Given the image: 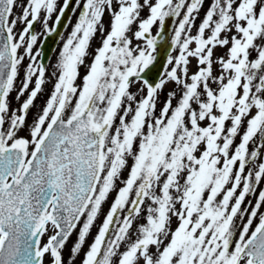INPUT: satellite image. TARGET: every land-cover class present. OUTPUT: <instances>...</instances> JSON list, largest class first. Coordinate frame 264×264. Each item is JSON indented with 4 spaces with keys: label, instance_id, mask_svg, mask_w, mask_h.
Here are the masks:
<instances>
[{
    "label": "snow or ice",
    "instance_id": "obj_1",
    "mask_svg": "<svg viewBox=\"0 0 264 264\" xmlns=\"http://www.w3.org/2000/svg\"><path fill=\"white\" fill-rule=\"evenodd\" d=\"M70 2L0 0V264H68L63 249L80 225L74 264L113 191L81 264H264V190L242 207L264 182V0H209L195 34L205 0H83L49 74L40 35ZM168 18H179L177 55L150 80ZM21 68L16 99L34 87L12 109ZM48 75L53 90L28 124ZM167 83L179 93L157 111Z\"/></svg>",
    "mask_w": 264,
    "mask_h": 264
},
{
    "label": "rangeland",
    "instance_id": "obj_2",
    "mask_svg": "<svg viewBox=\"0 0 264 264\" xmlns=\"http://www.w3.org/2000/svg\"><path fill=\"white\" fill-rule=\"evenodd\" d=\"M18 3L19 4H23V3H25V0H18ZM62 3H63V0H58V4H62ZM73 3H76V0H73ZM82 3H83V0H81V3L79 5H77V10L74 13V15L72 16V18H71V20H70V22L68 24V27L66 28V30L63 33L62 37L60 38V41H59L57 49L54 51V54H53L51 60L49 61L48 65H47V69H48V73L49 74L52 72L54 66L58 62L59 52L62 49L63 43L66 41L68 35L72 31L73 26L75 25V23L78 20V15H79L80 9L82 8ZM208 7H209V0H205V3L203 5V7L201 8V10H200V12L198 14V18L195 20V27H193V29H192V33L193 34L196 33V30H197L199 24L201 23L202 19L204 18L205 12L207 11ZM19 11H20V9L18 7L16 9V13H19ZM146 13H147V10H145V12L142 13V15H146ZM54 20H55V15H53V17H52V21H54ZM167 20H171L172 21V31H173L178 26L179 18H168ZM52 21L49 22V25H50V27H55V25L52 24ZM109 23H110V17L106 14L105 17H104V20H103V27H104V34L105 35L107 34V31L109 29ZM35 30L38 33H42V24L40 22L36 23ZM132 30L133 31L136 30V26L135 25L132 26ZM158 30H159L158 27L154 26L153 29H152L153 35H155ZM45 35H47V34H43L42 33L40 35V41H39V48L40 49H41V45H42V42L44 40ZM173 35H174V31H173ZM101 40H102V36H101L100 31L98 30L96 32L95 36L90 41V46L88 48V52H87L86 58L84 60V66H82L79 69V73H80V77L81 78L86 73L87 66L92 62L95 50L101 45ZM134 43H139V42L138 41H134ZM194 46L195 45H193L192 47H194ZM223 51L224 50L217 48L215 50L216 56L222 55ZM159 52H160V48L157 46V51L155 53L157 58H158ZM169 55L175 56V55H177V51L173 48L172 52ZM38 59L41 61V56ZM156 63H157V59L154 62V65ZM166 63H167V61H166ZM25 64H27V61H25ZM165 67H166V65H165ZM196 67H197L196 59H191V62L189 64V74L195 72L196 71ZM164 70H165V68H164ZM163 73H164V71H163ZM23 77H24V69L21 68L20 77H19V79L16 82V88L10 94V97H9L10 107L12 109H18L21 106V104L23 103V101L27 98V95L29 94V92L34 87V81H33V84L30 85L28 92H26L24 94V96L20 97V100H17L16 99L17 92L19 91V88L21 87V81L23 80ZM54 83H55V77H53L51 75L46 76V82L42 86L41 92L38 94L37 98L34 100V104H33V106H31V108H30V110L28 112V115H27L28 124H31L32 121L40 114L42 108L46 104V101H47L51 91L53 90ZM77 83H80V80H78ZM138 87H139V85H133L131 90L135 93L137 91ZM213 87H215V85H213ZM170 91H176L177 94H178L179 93V86L174 84V83H167L166 84V86L160 92L159 101H158V104H157V111H159V109L163 106V103L167 99L168 93ZM137 98L139 99V96ZM177 98H178V95H177ZM175 103H176V101L174 100L173 104H175ZM26 133H27V130L25 129V131L22 132L21 135H26ZM236 143H239V137H237ZM257 143H259V141H257ZM253 147H254V145H250V151L252 150ZM261 156H264V149H261ZM129 163H131V161H129ZM127 175H128V172H127V170H125L123 172V176L126 177ZM120 186H121V183L118 181L116 187L119 188ZM260 190H264V182H262L260 185L257 186V191L255 193L250 194L249 196L246 197L245 203H244V205H242V207H250L249 202L254 204L256 202L257 198H258V193H259ZM115 195H116V192L113 191L111 193V195L109 196V198L107 199V201L103 204L102 210H101L97 220L95 221L94 226L91 228L90 234L87 236L86 241H85L84 245L82 246L81 252L79 253L78 256H76L74 258V264H81V260H82V258L84 256V253L88 250L89 245L93 242L94 237L97 234L98 228L101 225L102 220L104 219L107 211L109 210L110 204L113 202V199H114ZM261 211H264V208H262ZM143 220H144V217L142 215L139 218V220L137 221L136 225L131 230L133 238L136 235L137 227L139 226L140 223H143ZM82 223H83V220L81 221V225H82ZM175 226H176V221L173 220L172 227L174 228ZM79 228H80V225H78L77 229L73 231L71 237L67 241V244H66L65 248L63 249V256H64L65 261L68 262V264H73V261H70L69 257H70L71 249H72L74 243L77 241ZM50 234L51 233H49V235ZM47 238H48L47 235L45 237H43L42 243L46 242ZM121 251H123V248L121 249ZM48 260H49V258L46 257L45 258V264H48Z\"/></svg>",
    "mask_w": 264,
    "mask_h": 264
},
{
    "label": "water",
    "instance_id": "obj_3",
    "mask_svg": "<svg viewBox=\"0 0 264 264\" xmlns=\"http://www.w3.org/2000/svg\"><path fill=\"white\" fill-rule=\"evenodd\" d=\"M71 2L69 4L68 9L65 11L63 17L61 18L59 25L58 26L55 25V31L51 35H47L42 42L41 61L44 62L46 67L51 59V56L55 48L54 37L60 35L64 31L69 21ZM35 27L36 24L34 25V29ZM172 36H173L172 21L168 20L167 22H165L164 31L162 32L161 36L157 38V46L160 48V53L158 55L157 63L151 67V71L148 73V77L150 80H156L157 77L163 75V71L167 61V56L173 50L171 44Z\"/></svg>",
    "mask_w": 264,
    "mask_h": 264
},
{
    "label": "flooded vegetation",
    "instance_id": "obj_4",
    "mask_svg": "<svg viewBox=\"0 0 264 264\" xmlns=\"http://www.w3.org/2000/svg\"><path fill=\"white\" fill-rule=\"evenodd\" d=\"M72 2H71V11H70V18H69V21H68V23H67V25H66V28L68 27V24H69V22H70V20H71V18H72V16L74 15V13L76 12V10H77V4L76 3H73V0H71ZM78 17H79V15H78ZM168 21V20H167ZM166 21V22H167ZM66 28L64 29V31L60 34V35H57V36H55L54 37V42H55V48H54V51L57 49V47H58V44H59V41H60V38L62 37V35H63V33L65 32V30H66ZM53 33V32H52ZM47 35H45V37H46ZM44 37V38H45ZM54 51H53V54H54ZM160 53V52H159ZM53 54H52V56H53ZM41 55H42V51H41ZM159 55V54H158ZM52 56H51V58H52ZM51 60V59H50ZM157 60H158V58H157ZM46 258V257H45Z\"/></svg>",
    "mask_w": 264,
    "mask_h": 264
}]
</instances>
